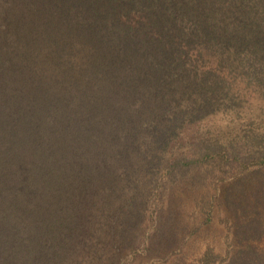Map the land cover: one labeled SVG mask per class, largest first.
I'll return each instance as SVG.
<instances>
[{"label":"trees","instance_id":"1","mask_svg":"<svg viewBox=\"0 0 264 264\" xmlns=\"http://www.w3.org/2000/svg\"><path fill=\"white\" fill-rule=\"evenodd\" d=\"M234 80L264 95V0H0V264H117L160 180L141 167L232 147L219 114L264 153ZM251 191L264 205V178Z\"/></svg>","mask_w":264,"mask_h":264},{"label":"rangeland","instance_id":"2","mask_svg":"<svg viewBox=\"0 0 264 264\" xmlns=\"http://www.w3.org/2000/svg\"><path fill=\"white\" fill-rule=\"evenodd\" d=\"M254 84L234 80V98L243 108L264 105V95ZM217 117L212 130L233 141L229 149L173 173L141 167L143 178L160 180L136 246L123 250L117 264H234V258L235 264L243 259L264 264V236L253 242L242 234L255 210L264 220V205L253 207L251 191L264 178V153L240 140L244 119ZM251 242L256 255L245 246Z\"/></svg>","mask_w":264,"mask_h":264}]
</instances>
